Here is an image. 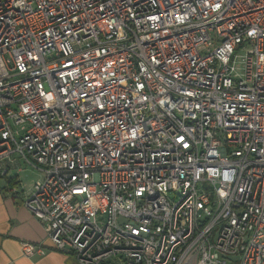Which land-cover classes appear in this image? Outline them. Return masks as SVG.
<instances>
[{"label":"built area","instance_id":"1","mask_svg":"<svg viewBox=\"0 0 264 264\" xmlns=\"http://www.w3.org/2000/svg\"><path fill=\"white\" fill-rule=\"evenodd\" d=\"M0 177L26 257L264 264V0H0Z\"/></svg>","mask_w":264,"mask_h":264},{"label":"crops","instance_id":"2","mask_svg":"<svg viewBox=\"0 0 264 264\" xmlns=\"http://www.w3.org/2000/svg\"><path fill=\"white\" fill-rule=\"evenodd\" d=\"M22 170L12 168L9 175L18 173L25 189L20 174ZM40 179L34 180L33 184ZM24 241L50 245L41 221L24 206L22 197L9 194L7 179L0 177V264H81L74 255L57 250H49L42 256L26 257L22 252Z\"/></svg>","mask_w":264,"mask_h":264},{"label":"rangeland","instance_id":"3","mask_svg":"<svg viewBox=\"0 0 264 264\" xmlns=\"http://www.w3.org/2000/svg\"><path fill=\"white\" fill-rule=\"evenodd\" d=\"M245 51L239 52V56L242 57L245 55ZM239 57V59H240ZM240 65V64H238ZM29 167H24L22 168L23 170L20 172L22 179H24V186H25V191L27 194H30L33 190V181L40 179L42 177L41 173L38 172V170L33 171L32 169H28Z\"/></svg>","mask_w":264,"mask_h":264}]
</instances>
